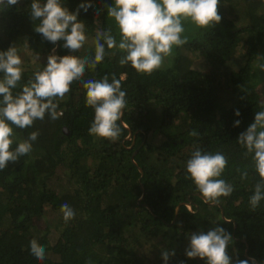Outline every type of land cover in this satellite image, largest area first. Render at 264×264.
<instances>
[{
    "label": "trees",
    "instance_id": "1",
    "mask_svg": "<svg viewBox=\"0 0 264 264\" xmlns=\"http://www.w3.org/2000/svg\"><path fill=\"white\" fill-rule=\"evenodd\" d=\"M31 3L19 0L0 10V51L29 45L35 52L52 54L58 44L59 56H94V45L70 53L61 47L63 41L53 45L44 40L34 30L39 20L31 19ZM61 3L70 12L81 3L90 5L77 17L85 24L88 39L110 28L119 42V30L107 14L113 0ZM218 13L219 24L198 32L185 21L190 40L179 47L170 67L152 75L121 66L123 53L107 47L97 68L86 69L84 80L113 73L125 76L122 90L128 104L118 121L122 133L117 141L88 134L94 110L86 106L79 82L59 102L58 111H63L59 119L53 121L46 114L31 128L12 126L13 149L29 133L38 131L39 136L28 155L0 170V264H165V250L175 252L167 264H206L188 258L185 249L192 232L216 227L232 236L226 251L233 264L237 259L264 264V201L255 211L249 205L260 177L251 155L245 157L237 143L264 102V77L255 71L264 59V0H220ZM193 53L206 59L209 73L193 69ZM46 64L25 68L13 94ZM237 120L240 124L234 127ZM192 130L198 135L190 136ZM150 134L161 136V142L149 141ZM197 149L221 152L228 159L220 178L234 191L219 204L205 203L191 179L185 178L186 161ZM244 171L248 176L242 180ZM56 181L68 186L57 189ZM64 203L74 209L75 218L67 223L63 215L47 220ZM52 229H61L54 245L48 240ZM32 239L45 248L44 260L31 255Z\"/></svg>",
    "mask_w": 264,
    "mask_h": 264
},
{
    "label": "clouds",
    "instance_id": "2",
    "mask_svg": "<svg viewBox=\"0 0 264 264\" xmlns=\"http://www.w3.org/2000/svg\"><path fill=\"white\" fill-rule=\"evenodd\" d=\"M19 0H0V10L18 4ZM220 0H113L107 6L109 18L114 19L119 30L120 40L112 34L111 29L97 31L94 38V56L77 55L47 57V64L38 69L22 85V90L13 94L22 79L23 61L14 45L6 51H0V170L7 168L10 162H17L21 156L32 151L33 142L39 132L29 133L13 149V127L31 128L37 120H44L46 114L51 120L63 115L59 102L71 91V85L79 82L85 89L86 106L94 110V118L88 128V134L117 141L122 133L121 125L124 109L127 107V93L122 90V74H105L103 78L82 79L86 69L95 70L109 50L118 49L123 55L119 59L121 66L130 65L137 73L152 75L160 70L166 57L188 43L184 22H190L198 29H209L221 22L218 13ZM90 5L81 3L76 12H70L61 0H32L30 15L33 21L39 20L35 32L53 45L63 41L62 48L70 53L79 52L88 42L85 24L77 19L80 9L88 11ZM264 70V64L258 65ZM260 111L255 112L254 122L238 136L237 143L244 149L245 157L251 155L252 164L260 180L254 185V192L249 197V205L255 211L264 201V102ZM235 115L240 116L239 110ZM240 121L234 122L238 127ZM197 136L196 130L189 132ZM228 159L221 152L209 153L195 150L186 161V179H191L205 203L219 204L221 197H230L234 191L232 184L221 179ZM239 171V170H238ZM247 171L241 173L246 179ZM191 210V208H190ZM65 223L75 218L74 209L64 203L60 207ZM190 245L185 249L188 258H200L206 264H233L227 254V247L232 243V236L223 227L212 230L192 232L189 235ZM30 253L37 260L45 259V248L36 239L29 242ZM174 250L162 252L165 264ZM253 261L255 258H252ZM91 264V261L88 262ZM235 264H249V260L237 259Z\"/></svg>",
    "mask_w": 264,
    "mask_h": 264
},
{
    "label": "rangeland",
    "instance_id": "3",
    "mask_svg": "<svg viewBox=\"0 0 264 264\" xmlns=\"http://www.w3.org/2000/svg\"><path fill=\"white\" fill-rule=\"evenodd\" d=\"M184 26H185V33L183 35L188 37L187 34H190V33H187L188 29L186 27V23H185ZM193 27L195 28V31H197V32L199 31L196 26H193ZM196 34H194V35H196ZM189 40L190 39L188 37V41ZM93 41H94L93 39H88V42L86 44L90 45V46H93L94 45ZM42 49H44V48H42ZM178 49L179 48H176V47L173 48L172 55L165 58L163 67H170L173 64ZM44 50H46V49H44ZM18 54L21 56V59L23 61V64H22L23 70L25 68L26 69H30V68L42 66L45 62H47V57L49 56V53H47L46 51L43 54H41V53H38V52H35V51L31 50L29 48V45H25L24 47H22L18 51ZM190 58L192 60L193 69L201 71V72H204V73H209L210 66L206 64V59L204 57L198 55V53H193L190 56ZM258 64L259 65L264 64V59L259 61ZM255 71L260 73L259 77H261V78L264 77V70H260V68L258 70L255 67ZM261 89H262V91H264L263 90L264 89L263 86L261 87ZM148 139H149V141L153 140V143H155V144H159L161 142V140H162V137L161 136H155L154 137L153 134H150L148 136ZM60 173H64L62 169H61ZM56 182H57V187H56L57 189L60 188V185L63 186V187H67L68 186L65 182H59V181H56ZM61 216H62L61 212H56V213H52L51 212L49 214V217L47 218V220H59L61 218ZM42 223H45V222H42ZM60 232H61V229H52L50 232H48V234H49L48 235V240L51 243V245H54L57 242V240H58V238L60 236Z\"/></svg>",
    "mask_w": 264,
    "mask_h": 264
},
{
    "label": "water",
    "instance_id": "4",
    "mask_svg": "<svg viewBox=\"0 0 264 264\" xmlns=\"http://www.w3.org/2000/svg\"><path fill=\"white\" fill-rule=\"evenodd\" d=\"M58 49H59V45L57 44V46L55 47V54L57 53ZM187 206L189 208H191V205L190 204H188ZM178 211H179V208L177 209V213H178Z\"/></svg>",
    "mask_w": 264,
    "mask_h": 264
}]
</instances>
